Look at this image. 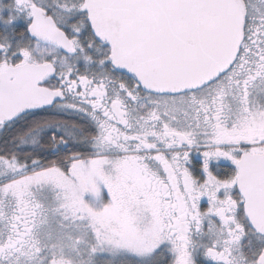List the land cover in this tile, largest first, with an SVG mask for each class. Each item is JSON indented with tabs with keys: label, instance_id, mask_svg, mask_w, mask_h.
Here are the masks:
<instances>
[{
	"label": "snow or ice",
	"instance_id": "6c2138e0",
	"mask_svg": "<svg viewBox=\"0 0 264 264\" xmlns=\"http://www.w3.org/2000/svg\"><path fill=\"white\" fill-rule=\"evenodd\" d=\"M0 264H264V0H0Z\"/></svg>",
	"mask_w": 264,
	"mask_h": 264
}]
</instances>
